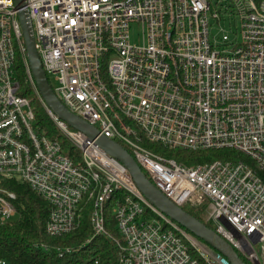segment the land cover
I'll return each mask as SVG.
<instances>
[{
  "label": "built area",
  "instance_id": "2783aa9c",
  "mask_svg": "<svg viewBox=\"0 0 264 264\" xmlns=\"http://www.w3.org/2000/svg\"><path fill=\"white\" fill-rule=\"evenodd\" d=\"M25 1L59 99L126 145L172 201L204 209L205 220L250 264H264V0ZM18 11L15 0H0V225L18 215L8 186L16 180L49 201L48 235L73 231L89 208L92 236L83 245L106 235L117 248L115 264H198L199 256L231 264L153 205L123 163L46 104ZM133 24L141 31L137 42ZM18 55L63 142L36 127L16 76ZM153 144L226 148L244 158L187 165ZM108 208L118 236L107 228ZM56 249L62 255L78 248Z\"/></svg>",
  "mask_w": 264,
  "mask_h": 264
},
{
  "label": "trees",
  "instance_id": "16d2710c",
  "mask_svg": "<svg viewBox=\"0 0 264 264\" xmlns=\"http://www.w3.org/2000/svg\"><path fill=\"white\" fill-rule=\"evenodd\" d=\"M14 68L21 85V93L28 97L35 94L27 81L26 64L22 56L16 57ZM43 110L36 111V125L40 124L41 130L44 128L49 135L51 134V137H54L52 134L56 131L54 123ZM123 146L131 153L126 145ZM159 146L151 145L156 151ZM163 152L187 165L210 161L214 158H244L240 152L226 148L206 150L164 148ZM8 186L17 194L15 202L18 215L12 221L0 225V259H4L5 264H91L97 258L99 264H115L117 248L106 235L96 236L90 243L83 245L85 240L92 236L89 208L84 210L79 226L73 231L61 235H48L45 233V225L51 209L49 201L34 192L27 183L13 180L8 183ZM185 209L214 229L210 222L204 219V209L192 207H185ZM106 221L108 230L118 236L116 221L108 210ZM58 246L77 247L78 249L60 255L56 249ZM238 253L247 264H250L239 251ZM198 264L207 263L199 256Z\"/></svg>",
  "mask_w": 264,
  "mask_h": 264
},
{
  "label": "water",
  "instance_id": "95a60500",
  "mask_svg": "<svg viewBox=\"0 0 264 264\" xmlns=\"http://www.w3.org/2000/svg\"><path fill=\"white\" fill-rule=\"evenodd\" d=\"M25 0H15L19 9L18 16L21 22L26 46V54L30 70L37 88L46 104L61 119L70 126L84 132L91 140H95L104 151L118 159L125 165L135 184L142 194L160 211L199 238L205 244L223 255L231 264H247L234 246L222 237L215 229L209 227L185 208L176 204L167 197L147 176L135 157L118 141L100 133L99 129L72 112L55 93L43 67L39 53L35 47V39L27 9L24 8Z\"/></svg>",
  "mask_w": 264,
  "mask_h": 264
},
{
  "label": "rangeland",
  "instance_id": "374dc122",
  "mask_svg": "<svg viewBox=\"0 0 264 264\" xmlns=\"http://www.w3.org/2000/svg\"><path fill=\"white\" fill-rule=\"evenodd\" d=\"M215 31H217V30L215 29ZM131 39H132V42H137V41H139V39H141L140 27L138 25H136V24H133V26L131 28ZM49 79L51 80V83L53 84V86H55V81L53 80V78L49 76ZM29 98L31 100V105H32V107H33V109L35 111V114H36V111L39 110V109H41V110L44 109L45 110V108H44L42 102L40 101L39 97L37 96V94H32V95L29 96ZM40 126H41L40 124H37L36 127L37 128H40ZM54 127H55V130L56 131L55 132H52V134L54 135L55 138H58V139H60L63 142L65 140V138L62 136L61 132L59 131L58 128H56L55 125H54ZM42 132H46L44 128L42 129ZM163 149L164 148L162 146H159L158 147V152L166 155L163 152ZM166 156H168V155H166ZM168 157H170V156H168ZM107 210L110 211V213H111L110 208H108ZM203 217H204V215H203ZM210 224L213 226V221H210Z\"/></svg>",
  "mask_w": 264,
  "mask_h": 264
}]
</instances>
